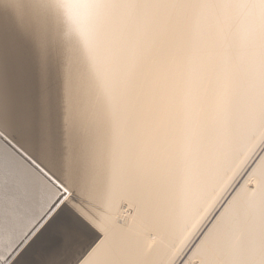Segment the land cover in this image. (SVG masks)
Segmentation results:
<instances>
[{
  "label": "snow or ice",
  "instance_id": "obj_1",
  "mask_svg": "<svg viewBox=\"0 0 264 264\" xmlns=\"http://www.w3.org/2000/svg\"><path fill=\"white\" fill-rule=\"evenodd\" d=\"M92 6L91 67L66 62L39 19L0 23V264H29L36 246L44 264H264V0ZM81 64L111 109L114 175L146 205L86 245L65 195L105 192Z\"/></svg>",
  "mask_w": 264,
  "mask_h": 264
},
{
  "label": "bare ground",
  "instance_id": "obj_2",
  "mask_svg": "<svg viewBox=\"0 0 264 264\" xmlns=\"http://www.w3.org/2000/svg\"><path fill=\"white\" fill-rule=\"evenodd\" d=\"M94 2L95 0H0V23H11L22 27L29 18L39 19L59 39L63 46L66 62L79 58L91 67L89 48L99 15V10L92 6ZM87 65L81 64L75 70V74L86 98L95 101L99 108L101 129L99 166L105 197L102 199L83 185L76 189V200L72 198L71 192L65 195V199L73 207L72 209L69 206V209L79 215L88 225L84 231L75 233L78 243L85 245L97 236L99 237L96 241L97 244L103 243L105 226L109 228H120L124 225L132 226L146 211L143 196L131 187L123 176L114 175L113 150L108 141L109 135L112 134L108 129L111 109L99 99V92L93 83L91 71ZM120 134L126 140L128 131L122 128ZM125 146L124 143L121 144V152ZM71 162V149L66 147L65 164ZM63 203L62 200L61 204H58L49 213V217L41 222L36 232H39L43 223L54 215ZM36 232L33 233V237ZM33 237H29V241ZM27 243L28 241H25V245ZM30 255L32 256L28 257L29 264H44L48 259L40 247L34 255L33 252Z\"/></svg>",
  "mask_w": 264,
  "mask_h": 264
},
{
  "label": "rangeland",
  "instance_id": "obj_3",
  "mask_svg": "<svg viewBox=\"0 0 264 264\" xmlns=\"http://www.w3.org/2000/svg\"><path fill=\"white\" fill-rule=\"evenodd\" d=\"M71 196H72V195H71ZM72 198H73V197H72ZM75 200H76V199H75ZM75 200H74V201H75ZM68 206L72 207V205L69 204V202H68ZM72 209H73V207H72ZM27 244H28V243H27ZM27 244H26V245H27ZM26 245H25V246H26ZM38 249H39L38 246H37V248L35 247V249L32 251V252H33V255H34V253H36V251H38ZM30 256H32V255H30ZM30 256H29V257H30Z\"/></svg>",
  "mask_w": 264,
  "mask_h": 264
}]
</instances>
